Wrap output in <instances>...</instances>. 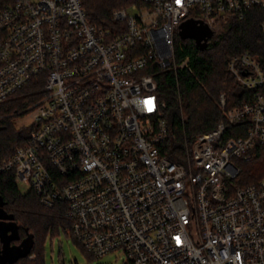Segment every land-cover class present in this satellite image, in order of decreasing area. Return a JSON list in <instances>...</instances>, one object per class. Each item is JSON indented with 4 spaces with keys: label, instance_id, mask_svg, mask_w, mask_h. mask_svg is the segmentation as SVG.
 <instances>
[{
    "label": "built area",
    "instance_id": "built-area-1",
    "mask_svg": "<svg viewBox=\"0 0 264 264\" xmlns=\"http://www.w3.org/2000/svg\"><path fill=\"white\" fill-rule=\"evenodd\" d=\"M253 6L264 0H139L115 8L108 28L89 21L81 0H0V103L43 78L27 107L29 137L0 171L12 170L43 206L62 204L72 237L93 257L264 264V177L235 182L239 163L264 150L260 61L248 50L229 59L253 97L226 108L221 92L224 118L192 138L182 161L162 152L174 133L151 71L190 69L188 56L175 58L184 19H203L215 34L220 15L242 18Z\"/></svg>",
    "mask_w": 264,
    "mask_h": 264
},
{
    "label": "trees",
    "instance_id": "trees-1",
    "mask_svg": "<svg viewBox=\"0 0 264 264\" xmlns=\"http://www.w3.org/2000/svg\"><path fill=\"white\" fill-rule=\"evenodd\" d=\"M133 2L139 0H81L89 21L108 28L113 24L112 10ZM219 19L224 29L209 38L202 49L195 45L193 39L178 36L175 58L180 62L188 56L190 69L174 71L171 68L161 70L154 67L151 70L158 84V98L165 102V119L174 133V137H170L162 147V152L179 161H182L179 154L191 145L196 134L214 127L224 118L219 104L221 92L226 94V108L241 106L253 97L255 90L242 86L228 69L229 59L248 50L258 58L264 72V30L261 27L264 9L253 6L245 11L242 18L235 13H226L220 15ZM42 90L43 78L40 76L0 103V165L17 146L25 143L32 128H17L11 116L23 113L40 97ZM242 124L245 122L227 124V134L232 126ZM238 131L233 135L242 134V131ZM239 165L240 173L235 179L238 185L264 177V150L256 149L254 157ZM0 199L2 210L18 224L20 238L28 233H32L34 238L30 251L32 258L29 254L7 264H42L47 235L52 236L61 231L71 235V224L64 216L63 205L56 203L52 207L43 206L34 190H21L12 170L0 171Z\"/></svg>",
    "mask_w": 264,
    "mask_h": 264
},
{
    "label": "water",
    "instance_id": "water-1",
    "mask_svg": "<svg viewBox=\"0 0 264 264\" xmlns=\"http://www.w3.org/2000/svg\"><path fill=\"white\" fill-rule=\"evenodd\" d=\"M178 34L182 38L193 39L195 45L202 49L214 31L203 19L188 17L180 22ZM1 204L0 199V264H7L29 255L34 238L32 233L20 238L18 224L2 210Z\"/></svg>",
    "mask_w": 264,
    "mask_h": 264
},
{
    "label": "rangeland",
    "instance_id": "rangeland-1",
    "mask_svg": "<svg viewBox=\"0 0 264 264\" xmlns=\"http://www.w3.org/2000/svg\"><path fill=\"white\" fill-rule=\"evenodd\" d=\"M118 8V7H117ZM115 9V8H114ZM113 9V10H114ZM112 10V11H113ZM224 29L219 22L217 32ZM178 31H175V42L178 38ZM30 106V105H29ZM17 128H28L31 126V116L26 109L23 113L11 116ZM22 191H27L22 185H19ZM122 254L110 252L101 257L91 258L82 246L73 239L69 233L63 231L55 235L48 234L44 242L42 264H123Z\"/></svg>",
    "mask_w": 264,
    "mask_h": 264
},
{
    "label": "flooded vegetation",
    "instance_id": "flooded-vegetation-1",
    "mask_svg": "<svg viewBox=\"0 0 264 264\" xmlns=\"http://www.w3.org/2000/svg\"><path fill=\"white\" fill-rule=\"evenodd\" d=\"M12 242H15V243H17L18 241H12Z\"/></svg>",
    "mask_w": 264,
    "mask_h": 264
},
{
    "label": "snow or ice",
    "instance_id": "snow-or-ice-1",
    "mask_svg": "<svg viewBox=\"0 0 264 264\" xmlns=\"http://www.w3.org/2000/svg\"><path fill=\"white\" fill-rule=\"evenodd\" d=\"M149 103H150V102H149ZM149 110H151V108H150Z\"/></svg>",
    "mask_w": 264,
    "mask_h": 264
}]
</instances>
